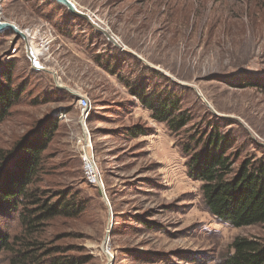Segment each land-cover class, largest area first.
<instances>
[{
  "label": "rangeland",
  "instance_id": "rangeland-1",
  "mask_svg": "<svg viewBox=\"0 0 264 264\" xmlns=\"http://www.w3.org/2000/svg\"><path fill=\"white\" fill-rule=\"evenodd\" d=\"M71 1L126 51L54 0H0V20L13 27L0 31V72L10 70L21 93L0 124V159L39 122L56 120L39 186L76 192L85 205L76 218L48 222L41 237L85 264H221L235 238L264 240V224L232 228L209 215L181 154L193 129L170 132L129 91L171 89L167 78L195 130L218 126L240 159L264 158V0ZM24 32L40 49L36 70ZM82 95L103 190L87 184L74 144ZM136 125L148 134L126 139ZM0 228L21 232L15 215ZM0 264H9L5 254Z\"/></svg>",
  "mask_w": 264,
  "mask_h": 264
},
{
  "label": "trees",
  "instance_id": "trees-1",
  "mask_svg": "<svg viewBox=\"0 0 264 264\" xmlns=\"http://www.w3.org/2000/svg\"><path fill=\"white\" fill-rule=\"evenodd\" d=\"M60 30L68 33L65 28ZM123 56L129 57L124 53ZM164 79L173 88L140 83L129 91L141 108L150 112L154 121L165 124L170 132L178 134L187 127L193 129L185 139L179 140L181 154L186 159L188 177L200 184L209 215L232 228L264 224V158L240 159L241 151L233 149L236 141L230 133L220 132L218 126L195 130L177 86ZM20 100L21 93L12 84L11 71H1L0 124ZM37 125L34 133H28L13 149L1 155L0 218L15 215L21 232L10 236L0 228V255L5 254L9 264H85L88 258L80 259L70 253L68 246L41 237L48 222L76 218L85 205L79 202L76 192L39 186L45 173V151L53 140L57 123L48 120ZM147 134L148 130L138 125L124 132L126 139ZM220 263L264 264V240L235 238Z\"/></svg>",
  "mask_w": 264,
  "mask_h": 264
},
{
  "label": "built area",
  "instance_id": "built-area-1",
  "mask_svg": "<svg viewBox=\"0 0 264 264\" xmlns=\"http://www.w3.org/2000/svg\"><path fill=\"white\" fill-rule=\"evenodd\" d=\"M77 108L79 109V125L82 128L81 136H78L74 140L76 145L79 157L81 160V168L84 174V178L87 184L94 186L95 188H103L101 175L97 168L95 152L93 148V142L89 129L86 127L88 120V113L91 108L90 100L88 96L82 95L77 99ZM65 118V114L60 113L59 119L62 120Z\"/></svg>",
  "mask_w": 264,
  "mask_h": 264
},
{
  "label": "water",
  "instance_id": "water-1",
  "mask_svg": "<svg viewBox=\"0 0 264 264\" xmlns=\"http://www.w3.org/2000/svg\"><path fill=\"white\" fill-rule=\"evenodd\" d=\"M54 1H56L57 3H59V4H62L64 7H66L69 11H71L73 14H76V15H79L80 17H82V18H85L86 20H88V22L91 24V22L89 21V18L87 17V15H85V14H83V13H79V12H75V11H73V9L71 8V6H70V2L68 1V0H54ZM95 29H97L99 32H101L103 35H105L106 36V38H107V40L109 41V42H111L115 47H117V48H120V50L121 51H126V50H124V48L123 47H121L120 46V44L108 33V30L107 29H105V28H101L100 26H97V25H95V24H91ZM3 28L5 29H9V30H11L13 27H11V25H9V24H7V23H4L3 24ZM31 58V57H30ZM31 60H32V68L34 69V70H36V66H35V64H34V62H33V59L31 58ZM142 62L148 67V68H150V69H152V70H157V68H155L154 66H152V65H149L147 62H145L144 60H142ZM158 71V70H157ZM207 107L210 109V107H209V105L207 104Z\"/></svg>",
  "mask_w": 264,
  "mask_h": 264
},
{
  "label": "bare ground",
  "instance_id": "bare-ground-1",
  "mask_svg": "<svg viewBox=\"0 0 264 264\" xmlns=\"http://www.w3.org/2000/svg\"><path fill=\"white\" fill-rule=\"evenodd\" d=\"M68 1L70 2L71 8L74 10V5H73L72 1L71 0H68ZM3 24L4 23L1 22V20H0V31L4 30ZM29 36H30V34L28 32H24V37H25V40H26L28 47H29V50H28L29 55L33 59V61H35V58H37L39 55H41V53H40L39 47L34 46L33 42L30 41Z\"/></svg>",
  "mask_w": 264,
  "mask_h": 264
}]
</instances>
